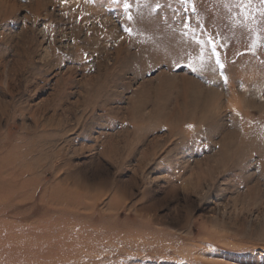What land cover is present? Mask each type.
<instances>
[{"label":"rangeland","instance_id":"rangeland-1","mask_svg":"<svg viewBox=\"0 0 264 264\" xmlns=\"http://www.w3.org/2000/svg\"><path fill=\"white\" fill-rule=\"evenodd\" d=\"M0 264H264V0H0Z\"/></svg>","mask_w":264,"mask_h":264},{"label":"snow or ice","instance_id":"snow-or-ice-1","mask_svg":"<svg viewBox=\"0 0 264 264\" xmlns=\"http://www.w3.org/2000/svg\"><path fill=\"white\" fill-rule=\"evenodd\" d=\"M129 5L125 4V7L127 8ZM130 18V17H129ZM126 31H129L128 29H125ZM193 71H195V69L193 68ZM187 127L191 128L192 125H187Z\"/></svg>","mask_w":264,"mask_h":264},{"label":"bare ground","instance_id":"bare-ground-1","mask_svg":"<svg viewBox=\"0 0 264 264\" xmlns=\"http://www.w3.org/2000/svg\"><path fill=\"white\" fill-rule=\"evenodd\" d=\"M238 111H241V108H239V110Z\"/></svg>","mask_w":264,"mask_h":264}]
</instances>
